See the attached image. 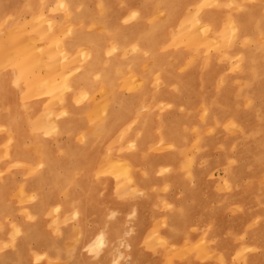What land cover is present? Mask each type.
Listing matches in <instances>:
<instances>
[{"label": "bare ground", "instance_id": "bare-ground-1", "mask_svg": "<svg viewBox=\"0 0 264 264\" xmlns=\"http://www.w3.org/2000/svg\"><path fill=\"white\" fill-rule=\"evenodd\" d=\"M93 1L104 12L105 19L101 22L104 34L96 36L88 35L84 30L87 24H82L92 21V14L78 12V9L86 8L87 4ZM21 3L23 0H0V36L7 33L11 40V45L6 48L0 42V156H5L14 166H21L23 162L19 157H24L30 162L26 166H29L31 171L37 175L49 173L52 182L48 181L50 189L43 200L46 204L42 205L43 201L35 203L29 221L32 226L29 228L36 230L38 235L41 234L39 224L43 226L46 232L43 234L46 235L45 241L42 242L45 244V251L40 249L42 244L36 247L28 245L27 240L33 237L28 233L19 239L15 250L3 252L0 264H35L42 252H45L46 257L52 258L59 250L62 251L66 238L60 243L50 237L52 232L47 231H62L57 223L66 221V215L68 218L72 195H77V185L81 186L82 195H79L80 205L74 214L76 217L82 216L77 226L80 225L83 232V217L87 215L85 211H93V206H88L85 210V205L89 202L90 193L98 186L105 187L104 198H101L97 205L104 209L106 204L110 203V190L113 187L119 194L124 190L126 195L127 190L133 193L137 187L145 184L139 174L143 166H140L142 159L137 156L136 151L137 134L132 129L133 124L141 120V111H133L131 106L142 100L145 107L153 109L148 116L149 120H153L162 107L177 106L175 104L180 101L181 94L168 96L167 88L162 87L168 81L178 83L179 93L189 94L187 111L200 112L199 119L203 123H209L212 119L213 125L221 127L220 124H225L221 129L213 126L211 130L215 134L219 130L223 136H230L233 132L229 126H232L239 129L243 136L253 137L256 140V156H260L258 161L264 163V108L263 104L261 107L255 105L257 99L264 100V54L261 52V49L264 50V37L257 33L263 39L259 44L260 51L243 54L244 66L241 59L237 63L236 66L243 70L242 78L235 79L229 88L226 85L223 88L217 87L211 94L207 93L206 87L215 83L217 69L214 66L202 65L197 76L190 75L195 64L200 62V48L183 53L176 49L180 63L189 62L187 56L192 58L188 64L176 71L174 67L167 65L168 57L174 50L169 54L162 46L169 39L177 43L181 36L200 40L198 33L201 32L209 42L221 48L227 45L223 40L224 35H229L232 39L247 37L253 24H257V28L264 32V14L257 8L249 5L243 12L230 10L234 15L221 22L219 13L206 10V5L218 4L219 0H149L143 9L144 12L151 8H154L156 14L164 8L168 11V16L159 19L153 29L150 26L141 27L124 22L123 13L133 19L141 17L140 11L135 9L134 0H28L25 5ZM192 3L195 8L193 22L184 26L182 21L187 18L184 17V7ZM26 12H29L31 17L28 22L22 19ZM178 21L179 25L174 26ZM193 23L198 24L197 28L201 30L192 28ZM200 42L202 43V40ZM140 48L151 51V55H142L138 51ZM160 49L164 53L163 56L159 53ZM206 50L207 48H203L204 54ZM129 51H135L136 55H128ZM145 62L148 63L147 68L142 70ZM123 74L129 78L130 85L118 93L122 84L117 79ZM140 75L146 80L137 83ZM241 80L243 85L234 88ZM155 85L160 88L157 94L153 91ZM126 90L129 91L130 97L125 100L119 98ZM116 98H119L118 101L123 107L111 111ZM191 118L192 115L187 116L183 126L174 131L171 137L160 133V143L167 145L168 138L171 147H174L180 140L195 135L197 140L194 144L197 147L202 145L203 132L209 125L197 126L190 121ZM243 123H246L249 129L246 127L243 130ZM63 133L71 140L70 144L64 143V157L57 159V151L51 149L50 141H61L60 134ZM215 134L212 137H215ZM25 138L33 140L36 159L32 158L33 150L24 147ZM127 144L129 147L124 148ZM131 148L132 152L127 151ZM93 157L103 159L99 161L101 168L98 170L92 169L93 165L97 164L92 160ZM175 159L177 158H173L172 166L179 163ZM45 160L53 162L44 168L46 165L42 167L41 163ZM187 162L193 169L195 160L190 158ZM211 167L213 163L206 164V168ZM166 170L169 171L170 167ZM243 171L245 170L233 172L238 174ZM53 182L55 191L52 195ZM225 184L228 190L235 187V180L231 178L230 173ZM6 185L7 182L0 183V202L5 201L8 205L12 198L5 191ZM35 191V187L27 190ZM25 192V187H21L18 196L25 197ZM60 193L66 195L65 201L57 198ZM49 194L50 196H47ZM38 195L33 194L31 197L35 199ZM67 201L69 207L65 204ZM96 213L94 212V215ZM4 215L5 212L0 211V219ZM161 215L157 214L158 217ZM164 219L165 212L161 218L162 222ZM115 230L117 228L114 227ZM171 230L174 236L176 228L173 226ZM109 234L106 230L100 232L90 245L88 242L87 249L93 251L105 247ZM173 239L159 236L162 245L177 253L170 256L177 262L178 254L186 250H189L190 257H201V253L196 252L194 248L192 250V247L197 246L205 253L210 246L205 238H202L184 244L187 245L186 248H173ZM25 241L27 242L24 247ZM125 242L132 247L128 240ZM239 246L247 251L245 244ZM219 258L224 264L228 263L224 257Z\"/></svg>", "mask_w": 264, "mask_h": 264}, {"label": "rangeland", "instance_id": "rangeland-1", "mask_svg": "<svg viewBox=\"0 0 264 264\" xmlns=\"http://www.w3.org/2000/svg\"><path fill=\"white\" fill-rule=\"evenodd\" d=\"M27 1L23 0L21 4L25 5ZM203 1L208 2V0ZM148 2L146 0H134L135 9L140 11L141 17L137 16L133 19L123 13L124 22L141 27L150 26L154 29L159 19L168 16V11L164 8L156 14L154 8H151L144 12L143 9L148 5ZM150 4L155 5L154 3ZM117 5L119 6L118 2ZM249 5L264 14V0H219L218 4L210 5L209 3L206 5V10L219 13L222 22L230 15H234L230 13V10L243 12L244 9L250 7ZM53 6L51 5V7ZM184 9L186 11L184 17L187 18L182 23L186 26L193 22L194 4L184 7ZM78 12L79 14H92V21L82 23L87 24L84 30L88 35L104 34V30L102 31L101 28V22L103 23L105 20L104 12L95 1L87 4L84 9H78ZM29 14L26 12L22 19L28 22L31 18ZM179 21L174 26L179 25ZM197 26L199 25L193 23L192 28H197ZM197 30L201 29L197 28ZM248 31L249 37L242 36L232 39L229 35H224L223 40L227 42V45L221 46V48L209 42L201 32L198 34L202 43L198 38L191 39L186 36L178 38L177 43L169 39L162 45L165 52H169V54H171V50H174L172 55L168 57L167 65L179 71L181 66L188 64L192 58L187 56L189 62L180 63L177 51L183 53V51L189 52L200 48V62L195 64L190 75L197 76L199 68L209 64L214 66L217 72L215 83L206 87L207 93L211 94L217 90V87L223 88L225 85L229 88L230 85L234 84L235 79L242 78L243 70L236 65L240 59L241 63L244 62L245 56L243 58V54L246 55L248 52L260 51L261 49L259 44H261V40L263 41L264 32L257 28V24L251 25ZM0 42L5 48L11 45L7 33L0 36ZM203 48H207L206 54H204ZM138 51L145 56L151 55V51L147 52L145 49L140 48ZM261 52L264 54L263 49ZM159 53L164 55L162 49L159 50ZM130 54L136 55L135 51H129L128 55ZM147 64V62L143 63L142 70L147 68ZM244 65L245 63H243ZM117 80L122 84L118 93L125 87L129 88V78L125 74L118 77ZM142 80H146V78L140 75L137 83ZM242 85L243 80L238 81L234 88H240ZM162 87L167 88L168 93L166 94L168 96L181 94L180 101L175 104L177 106L162 107L161 111L155 114L156 117L153 120L148 119L153 109L145 107L142 100L136 101L131 106V110L141 111L139 113L141 120L134 123L132 129L137 134L136 151L137 156L142 159L140 166H143L139 174L145 184L142 187H137L133 193L127 190L126 195H124V190L122 194H119L113 187L110 190V203H107L104 209L97 205H99L98 201L104 198L105 187L103 185L98 186L90 193L89 202L85 205V210L88 206H93V211H85L87 215L83 217L85 221L83 232L81 226H77L82 216L76 217L74 214L80 205L79 195H82V188L77 185V195L71 194L73 201H70V207L68 201L65 202L70 209L68 218L66 215V221L61 220L57 223L62 231L53 232L51 229L47 231L52 232L50 237L57 239L60 243L66 238L62 251L59 250V253H55L52 258L46 257L45 252H42L35 264H222L223 261L221 262L220 256L228 261L227 264H264V163L258 161L259 155L256 156V140L253 137L243 136L239 129L232 128V126H229L233 132L230 136H223L219 130L215 134L211 128L215 126L217 129H221L225 125L224 123L220 124L221 127L213 125L211 118V122L203 123L199 119L200 112L190 113L189 110L187 111L186 103L190 102L189 94L179 93L180 87L177 82L168 81ZM153 89L154 93L157 94L160 88L155 85ZM129 97L130 93L126 90L121 93L119 98L125 100ZM119 98L113 101L111 111L114 108L122 109L123 106L118 101ZM262 104L264 108V100L257 99L255 102L257 107H261ZM2 111L5 110L2 109ZM210 114L212 115L211 112ZM189 115H192L190 121L193 124L197 126L209 125L203 132L204 143L202 141V145L197 147L194 144V141L197 140L195 135L191 137L189 135L186 139L180 140L179 144L174 147H171V141L168 138L167 145L163 142L160 143V133L171 137L174 131L183 126L185 118ZM92 125L94 126L95 123ZM243 125V130L246 127L249 129L246 123ZM214 134L215 137H212ZM60 135L62 136L61 141H50L51 149L57 151L55 156L57 159L64 157L65 150H62L66 148L64 143L70 144L71 140L66 133ZM25 139L23 141L24 147L31 148L33 150L32 158L36 159L33 140ZM126 147H129L128 144L124 148ZM132 150L131 148L127 151L132 152ZM43 158L45 159L44 156ZM173 158H177L175 160L179 161L178 165L172 166ZM190 158L195 160L193 169L189 167L187 162ZM19 159L23 164L14 166L5 156H0V183L7 182L5 191L12 198L8 205L5 201L0 202V211L5 212L4 217L0 219V257L3 252L15 250L19 239L28 233L33 236L27 240L28 245H33L32 247L42 244L46 237L43 235L46 232L41 224L38 226L41 234L38 235L36 230L29 228L32 227L29 225V221L35 203H41L45 199L46 192L50 189L48 181L52 182L51 176L49 173L37 175L36 172L30 170L29 166H26L30 162L24 157H19ZM52 160L51 162H53ZM92 160L97 163L93 165L92 169H100L101 162L99 161H103V159L93 157ZM51 162L45 160L41 165H43L42 167L46 165L44 167L46 168L47 165H51ZM207 163H213V167L206 168ZM168 167H170L169 171L166 170ZM241 169L245 171L238 174L233 172L234 170L239 172ZM40 171L38 170V172ZM229 173L231 178L235 180V187L230 188V190L225 184ZM54 174L56 175V173ZM35 184L38 185L35 186ZM23 186L26 192L34 187L36 191L25 192V197H20L18 192ZM51 186L52 194L55 191L54 182ZM33 194L39 195L33 199L31 197ZM57 198L65 201L66 195L60 193ZM45 204L46 201H43L42 205ZM94 212H97L96 215ZM164 212L165 219L162 222L161 218ZM157 214L162 215L158 217ZM173 226L177 231L174 236L171 230ZM75 227L77 229L74 230ZM114 227L117 230L114 231ZM103 230H106L107 234L108 231L110 232L107 245L93 251L88 250L87 247ZM33 232H35L34 235ZM160 235L166 238H174L173 248L182 246L186 248L187 245L184 244L202 238H205L210 246L205 253L197 246L192 247V250L194 248L196 252L201 253V257L194 255L190 257L189 250L178 254L179 263L170 257L172 253H174L173 255L177 253L169 249L168 246L162 245L159 240ZM127 240L132 247L125 242ZM27 241L23 243L24 247ZM88 242H90L89 245H87ZM144 243L147 245L144 246ZM241 244L247 246V251L239 246ZM40 249L45 251V244H42Z\"/></svg>", "mask_w": 264, "mask_h": 264}]
</instances>
